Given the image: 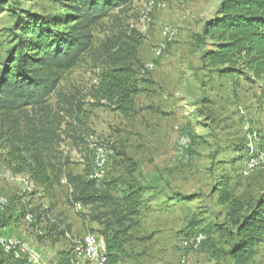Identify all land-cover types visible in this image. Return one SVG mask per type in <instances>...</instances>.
<instances>
[{"label": "rangeland", "instance_id": "obj_1", "mask_svg": "<svg viewBox=\"0 0 264 264\" xmlns=\"http://www.w3.org/2000/svg\"><path fill=\"white\" fill-rule=\"evenodd\" d=\"M4 1L9 3L0 6V58L21 33L15 29L17 15L25 17L24 11H30L40 17L59 18L68 13L66 5L70 2ZM149 2L128 0L93 28L96 47L110 34L113 15H120L124 27H135L144 35L138 56L144 65L153 62L155 68H146L144 73L152 82L138 97L139 112L126 116L94 105L98 61L91 55L84 56L75 68L64 73L50 97L54 110L60 92L76 95L83 102L80 120L67 116L62 124L61 129L68 130L67 122L74 128L62 133L58 155L70 161L67 171L82 173L85 169L95 171L96 153L102 152L106 162L100 183L104 184L114 176L128 174V160L120 154L125 153L137 163L135 177L157 187L154 201L147 204L131 230V256L126 264H220L212 248H227L226 236L207 229L215 224L229 226L221 196L228 193L247 208L264 192V102L259 99L256 82L244 77L236 82L222 78L202 59L203 51L211 45L207 42L200 46L196 36L208 20L215 18L221 0H157L152 21L146 22L143 17ZM72 24L71 19L66 20L56 30L67 31ZM166 27L178 29L174 41L166 42ZM163 43L164 53L156 57L154 49ZM182 136L189 139L187 158L180 152ZM252 159L258 162L253 168L249 166ZM227 176V187L218 190ZM176 194L190 198H170ZM69 197L65 177L46 191L28 175L13 174L0 160V217L10 221L0 238L11 239L17 246L27 242L40 256L36 264H57L59 250L83 243L88 233L95 232L101 238L92 231L99 225L87 226L80 216L89 208L72 205ZM28 214H32V221L27 219ZM48 218L59 222L61 229L70 225L71 230L58 241H51ZM200 231L206 237L202 247L184 244ZM1 247L0 264H34L26 252L19 251L16 257ZM256 261L264 264V246ZM81 264L91 263L83 259Z\"/></svg>", "mask_w": 264, "mask_h": 264}, {"label": "trees", "instance_id": "obj_2", "mask_svg": "<svg viewBox=\"0 0 264 264\" xmlns=\"http://www.w3.org/2000/svg\"><path fill=\"white\" fill-rule=\"evenodd\" d=\"M127 2L70 0L66 5L68 13L59 18L24 11L25 17L17 15L15 23V29L21 32L17 42L0 58V151L6 152H0V160L13 174L28 175L46 191L65 177L70 187L69 202L88 207L89 212L80 213L83 221L100 226L92 231H97L105 243L104 264H119L128 255L126 245L132 239L131 230L147 204L154 201L157 187L135 177L137 163L125 153L120 154L128 160V174L114 176L104 184L91 178V169L82 173L67 171L70 161L58 155V148L62 133L74 125L67 122L68 130L61 128L67 116L80 120L83 102L76 95L60 92L54 110L50 97L64 73L91 55L99 68L94 105L126 116L139 112L137 98L152 82L144 77L146 67L138 56L144 35L135 27H124L117 14L113 15L110 34L99 47L93 37V28ZM7 4L0 1L1 7ZM68 18L73 24L67 31L56 30ZM196 38L200 46L207 42L211 45L203 51L206 66L222 78L236 82L244 77L256 82L259 99L264 102V0H221L215 18L206 22ZM77 138L84 141L81 136ZM229 180L223 177L218 190H225ZM172 196L174 200L190 198L183 194ZM220 202L227 208L229 226L215 224L207 230L226 236L228 247L215 245L212 255L220 264H258L256 256L264 246V192L247 208L228 193L221 196ZM38 220H42L41 214ZM47 220L51 241H58L71 230L70 225L61 229L59 222ZM9 222L0 217V235ZM205 241L206 237L200 247ZM76 258L75 248L64 249L56 255V262L74 264Z\"/></svg>", "mask_w": 264, "mask_h": 264}, {"label": "built area", "instance_id": "obj_3", "mask_svg": "<svg viewBox=\"0 0 264 264\" xmlns=\"http://www.w3.org/2000/svg\"><path fill=\"white\" fill-rule=\"evenodd\" d=\"M156 5H157V0H150L143 17L144 21L146 22L152 21L151 16ZM164 34H165L166 42L174 41L177 37L178 29L174 27H166L164 29ZM164 50H165V43L157 46L154 49L155 55L157 57L162 56ZM188 146H189V139L187 138V136H182L180 141V152L181 155L184 157L186 156V158L188 156L186 154V148H188ZM105 162L106 159L104 154L98 151L96 153L95 171H93V173L91 174V178L95 179L98 183H100L103 178ZM257 164L258 162L252 159L249 166L253 168L256 167ZM76 206L79 208L83 207L81 204H77ZM27 219L32 221L33 219L32 214H28ZM67 236H69V234H67ZM204 239L205 236L203 235V233H198L193 238L186 240L184 244L186 246H190L195 249H198L201 246ZM0 245L8 254H14L16 257H18L20 255V252L21 253L26 252L28 255V260L30 262L36 264L39 263L40 261V256L38 252H36L32 247H30L27 242H20L18 244L19 246H17V244L14 243L11 239L0 238ZM74 248L77 258L87 259L89 261L95 262L96 264H104L107 259L105 252V243L103 239L100 238L99 235L95 232L88 233L85 236L83 243L78 242V244H76Z\"/></svg>", "mask_w": 264, "mask_h": 264}, {"label": "crops", "instance_id": "obj_4", "mask_svg": "<svg viewBox=\"0 0 264 264\" xmlns=\"http://www.w3.org/2000/svg\"><path fill=\"white\" fill-rule=\"evenodd\" d=\"M157 57V56H156ZM155 65H154V63L153 62H150V63H147V64H145V67L147 68V69H154L155 67H154ZM139 97V96H138ZM137 101H138V98H137ZM87 224V226L89 225L88 223H86ZM99 228H100V226H99ZM98 228V229H99ZM1 246V245H0ZM75 246H71L70 248H67V249H71V248H74ZM2 248V247H1ZM126 249H127V251H128V255L119 263V264H126V262L129 260L128 259V257H130L131 256V252L129 251V247H128V244L126 245ZM62 250V249H61ZM60 251V250H59ZM13 257H15V256H13ZM16 258V257H15ZM82 260H83V258H76V260H75V263L74 264H81V262H82ZM86 261H88V262H90L91 264H96L95 262H93V261H89V260H87V259H85ZM57 263V262H56Z\"/></svg>", "mask_w": 264, "mask_h": 264}]
</instances>
